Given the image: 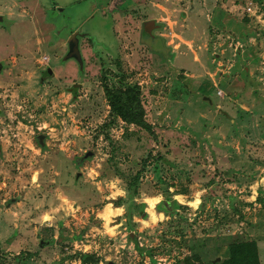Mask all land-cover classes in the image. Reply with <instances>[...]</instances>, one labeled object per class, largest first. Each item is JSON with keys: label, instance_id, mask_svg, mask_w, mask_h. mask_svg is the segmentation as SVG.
Masks as SVG:
<instances>
[{"label": "rangeland", "instance_id": "1", "mask_svg": "<svg viewBox=\"0 0 264 264\" xmlns=\"http://www.w3.org/2000/svg\"><path fill=\"white\" fill-rule=\"evenodd\" d=\"M75 1L0 0V264H264V0Z\"/></svg>", "mask_w": 264, "mask_h": 264}, {"label": "crops", "instance_id": "2", "mask_svg": "<svg viewBox=\"0 0 264 264\" xmlns=\"http://www.w3.org/2000/svg\"><path fill=\"white\" fill-rule=\"evenodd\" d=\"M17 1H19V0H17ZM102 2V1H101ZM101 2H100V0H77V1H75V2H72V4L70 5V7L71 8H73V7H78V8H75V9H73L72 11H67L68 10V8H70V7H68L67 9H64V8H61L60 7V9H62L63 10V12H64V15H66V16H69V17H71V21H72V23L74 24L73 25V29H77L79 26H80V24H79V22L77 21V19L72 15V13L71 12H91V13H88L87 15H84V17L82 18V20L80 21V22H82L83 21V19L86 21V18L90 15V14H92L93 12H100V4H101ZM88 5L90 6V7H92L93 6V8H90V7H88ZM70 8V9H71ZM113 12H119V11H117V10H115V11H113ZM1 21H3V18L2 17H0V24H2V22ZM61 21H64L65 23H66V25H67V21L63 18V19H61ZM84 21V22H85ZM150 21H155V20H150ZM83 22V23H84ZM147 22H149V21H147ZM156 22V21H155ZM68 23L69 24H71V22L70 21H68ZM83 23H81V24H83ZM146 23V22H145ZM144 23V24H145ZM86 24V22L82 25V26H80L78 29L80 30L84 25ZM47 25H52V24H47ZM156 25L157 26H159V28L158 29H156V30H154L153 31V37H148L147 36V34H146V32H145V30H144V25H143V32L145 33V35H146V37L148 38V39H150L152 42L153 41H155L156 39H157V37L154 35V33L155 32H157V31H159V30H161L162 29V25H160V24H158L157 22H156ZM65 26V25H64ZM74 30V31H75ZM48 31H52V29L50 28V30H48ZM86 35H88V34H83V36H86ZM74 39H75V41L77 42V47H78V51H79V53H80V57H81V59H78L77 57H72V56H70V54H71V49L73 48V47H75V42H74ZM55 40V36H52V41H54ZM68 54L65 56V58H64V62H66V61H68V62H75V64L77 65V64H79V66H82V64L84 63V58L82 57V54H81V50H80V44H79V36L76 34V36H73V37H71L70 38V40H69V46H68ZM1 68V67H0ZM49 73H51V72H49ZM212 101V100H211ZM207 102V101H206ZM209 105H210V103L209 102H207ZM210 106H214V102L212 101V105H210ZM257 243V246H258V252H259V257H260V245L258 244V242H256ZM261 259V258H260ZM261 264H262V262H261Z\"/></svg>", "mask_w": 264, "mask_h": 264}, {"label": "trees", "instance_id": "3", "mask_svg": "<svg viewBox=\"0 0 264 264\" xmlns=\"http://www.w3.org/2000/svg\"><path fill=\"white\" fill-rule=\"evenodd\" d=\"M106 97L109 99L112 106L116 108L113 97L109 92H106ZM131 122L137 125H143L142 120L133 119ZM227 264H260L257 243H236L232 248V256L231 259L227 261Z\"/></svg>", "mask_w": 264, "mask_h": 264}, {"label": "water", "instance_id": "4", "mask_svg": "<svg viewBox=\"0 0 264 264\" xmlns=\"http://www.w3.org/2000/svg\"><path fill=\"white\" fill-rule=\"evenodd\" d=\"M158 28H159V26L156 25V22L155 21H149V22H146L144 24V30H145V32H146V34H147L148 37H153V35H152L153 34V31L156 30V29H158ZM74 42H75V44H74L75 47H73L71 49L70 56L77 57L78 59H81L80 53H79L78 47H77V42L75 41V39H74ZM205 100L207 102H209L210 105H212V101H211L210 98H206ZM90 156H92V153H90L88 157H90Z\"/></svg>", "mask_w": 264, "mask_h": 264}]
</instances>
